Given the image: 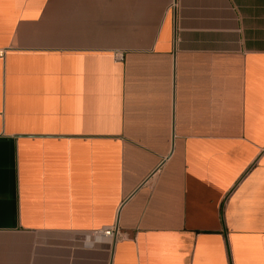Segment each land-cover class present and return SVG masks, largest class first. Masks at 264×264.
I'll use <instances>...</instances> for the list:
<instances>
[{"label":"crops","instance_id":"0c3cea01","mask_svg":"<svg viewBox=\"0 0 264 264\" xmlns=\"http://www.w3.org/2000/svg\"><path fill=\"white\" fill-rule=\"evenodd\" d=\"M0 50V264H264V0H0Z\"/></svg>","mask_w":264,"mask_h":264},{"label":"built area","instance_id":"2783aa9c","mask_svg":"<svg viewBox=\"0 0 264 264\" xmlns=\"http://www.w3.org/2000/svg\"><path fill=\"white\" fill-rule=\"evenodd\" d=\"M1 55H2V51L0 50V56ZM117 57H118V59H121V55H119ZM101 232H102L103 237L111 238V237H113V234H114V227L112 226V227L106 228V229L102 230Z\"/></svg>","mask_w":264,"mask_h":264}]
</instances>
